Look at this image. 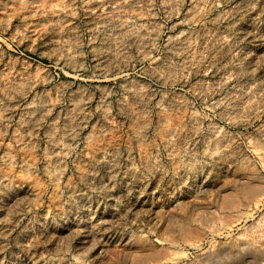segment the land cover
I'll list each match as a JSON object with an SVG mask.
<instances>
[{"label":"rangeland","instance_id":"1","mask_svg":"<svg viewBox=\"0 0 264 264\" xmlns=\"http://www.w3.org/2000/svg\"><path fill=\"white\" fill-rule=\"evenodd\" d=\"M114 3L0 0V264H264V0Z\"/></svg>","mask_w":264,"mask_h":264},{"label":"bare ground","instance_id":"2","mask_svg":"<svg viewBox=\"0 0 264 264\" xmlns=\"http://www.w3.org/2000/svg\"><path fill=\"white\" fill-rule=\"evenodd\" d=\"M93 1V0H92ZM94 1H96V0H94ZM126 1L127 0H114V2L117 4V6H115V8L113 7L112 9H111V11H110V13L113 15L114 13H116V15H118V11H119V9L126 3ZM112 2V1H111ZM114 3V4H115ZM109 14V13H108ZM112 15H110V16H112ZM114 17V16H113ZM197 63H198V60L196 59V58H194V59H191V60H189V62L187 63L188 65V67L190 68V69H195L196 68V66H197ZM169 127V126H168ZM173 128H171V127H169V129H167V130H172ZM143 133V130H139L138 131V134L139 135H141ZM260 145H262V143H260Z\"/></svg>","mask_w":264,"mask_h":264}]
</instances>
